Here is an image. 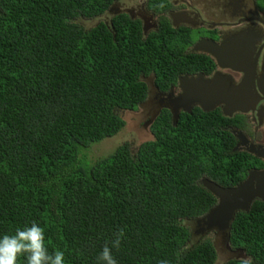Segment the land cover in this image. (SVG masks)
<instances>
[{
  "label": "trees",
  "instance_id": "trees-1",
  "mask_svg": "<svg viewBox=\"0 0 264 264\" xmlns=\"http://www.w3.org/2000/svg\"><path fill=\"white\" fill-rule=\"evenodd\" d=\"M111 1L0 0V236L35 221L65 264H99L123 230L117 264H217L213 237L188 225L218 201L201 179L235 186L259 162L231 152L222 113L198 108L175 126L164 110L153 140L89 156L146 99L145 76L166 89L207 68L166 20L149 36L125 16L91 25ZM230 245L248 258L225 264H264V201L237 213Z\"/></svg>",
  "mask_w": 264,
  "mask_h": 264
},
{
  "label": "flooded vegetation",
  "instance_id": "flooded-vegetation-1",
  "mask_svg": "<svg viewBox=\"0 0 264 264\" xmlns=\"http://www.w3.org/2000/svg\"><path fill=\"white\" fill-rule=\"evenodd\" d=\"M120 16L139 22L145 36L159 31L166 20L190 41L186 46V53L205 56L206 69L196 68L194 72L180 74L178 80L186 75L198 76L199 74H204L206 78H212L220 73L223 76L231 74L236 83H240L244 77L242 72H236L224 66L225 61L220 64L219 59L217 60L207 52H197L193 49L196 43L204 40L214 42L219 46H223L226 43L232 46L234 41H236L234 38L236 39L241 34L246 36L243 37L249 44L247 45L248 48H246V54L253 52V57L256 58L259 53L255 84L260 99L254 110H249L248 112L238 111L232 116L223 115L227 118L223 120L225 124L224 130L229 133L230 142L233 143L231 150L233 154L246 153L249 158H255L259 161L257 165L247 170V175L243 180L247 178L250 170L263 169L264 159L251 153L250 148L260 149V151L264 150V92L260 89L262 86L264 90V0H112L107 10L99 14L90 24L93 25L94 23L105 21L110 26L113 20ZM143 79L148 85V92L146 99L140 105L143 106L145 103L151 102L143 106V108L149 106L148 116L143 126H147L154 136L152 131L154 123L164 110H169L164 107L160 110V114L156 118L154 117L159 109L161 99L164 97L168 98L170 95H181L182 90L179 88L178 80L176 83H171L168 88L162 89L156 83L155 75L150 74ZM152 86L156 87L157 91L152 89ZM198 108L205 112L200 106H193L191 113L182 111L179 120L183 113L194 114V111L198 110ZM138 110L139 108L133 112ZM215 110L222 113L221 106L213 111ZM170 113L172 115L171 111ZM153 120V123L148 124ZM177 124L174 125L177 126ZM206 179L209 178L204 177L201 179L202 184ZM200 238L198 236L193 237L196 241Z\"/></svg>",
  "mask_w": 264,
  "mask_h": 264
},
{
  "label": "water",
  "instance_id": "water-1",
  "mask_svg": "<svg viewBox=\"0 0 264 264\" xmlns=\"http://www.w3.org/2000/svg\"><path fill=\"white\" fill-rule=\"evenodd\" d=\"M243 37L246 36L241 34L236 39L234 38L236 41L232 46L227 45V43L219 46L214 42L204 40L196 43L193 49L197 52H207L217 60L219 59L220 64L225 61L224 66L236 72H242L244 77L240 83H236L231 74L223 76L219 73L212 78H206L204 74L186 75L178 80L179 88L182 90L181 95H170L168 98H162L154 117L156 118L160 114V110L166 107L172 112L173 121L176 125L182 111L191 113L192 107L197 105L205 112L213 111L221 106L224 116H232L238 111L254 110L260 99L255 84L259 53L256 58L253 57V52L246 54V48L249 44ZM152 89L157 91L156 87L152 86ZM260 89L264 92L262 86ZM149 103L151 102L144 105ZM143 106L139 105V109H142ZM153 122L154 120L148 124ZM250 152L264 159L263 149L260 151V149L250 148ZM203 185L218 201L204 215L188 223L191 225L192 237H204L214 233L213 243L218 253L217 264H225L232 259L246 260L248 256L244 249L234 250L230 245L231 229L238 212H248L257 199L264 201V168L250 170L247 178L235 186H223L209 179L204 180ZM221 252L223 254L228 253L226 258L223 254L221 256Z\"/></svg>",
  "mask_w": 264,
  "mask_h": 264
},
{
  "label": "clouds",
  "instance_id": "clouds-1",
  "mask_svg": "<svg viewBox=\"0 0 264 264\" xmlns=\"http://www.w3.org/2000/svg\"><path fill=\"white\" fill-rule=\"evenodd\" d=\"M121 230L114 240L106 243L98 256L99 264H117L112 248H119ZM45 229L33 221L30 226L17 228L12 234L0 236V264H18L20 257L26 258V264H65L62 250L50 252L45 243ZM159 264H168L160 261Z\"/></svg>",
  "mask_w": 264,
  "mask_h": 264
},
{
  "label": "rangeland",
  "instance_id": "rangeland-1",
  "mask_svg": "<svg viewBox=\"0 0 264 264\" xmlns=\"http://www.w3.org/2000/svg\"><path fill=\"white\" fill-rule=\"evenodd\" d=\"M149 106L139 109L138 111H122L120 114L126 121L125 128L119 136H114L97 142L91 146L89 156L92 159H99L113 153L120 144L130 142L132 147L137 148L140 144L154 139L151 131L147 126H143L148 116ZM191 226V225H189ZM214 238V233L207 234ZM221 252V256H222ZM228 253L223 254L224 258Z\"/></svg>",
  "mask_w": 264,
  "mask_h": 264
}]
</instances>
